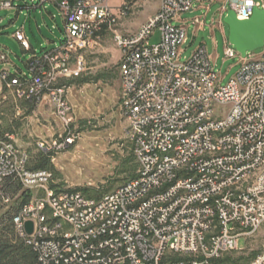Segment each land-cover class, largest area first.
I'll list each match as a JSON object with an SVG mask.
<instances>
[{
    "label": "built area",
    "instance_id": "2783aa9c",
    "mask_svg": "<svg viewBox=\"0 0 264 264\" xmlns=\"http://www.w3.org/2000/svg\"><path fill=\"white\" fill-rule=\"evenodd\" d=\"M195 1L160 0L135 32L114 36L120 107L138 165L123 185L97 200L51 188V174L29 169L0 122V183L11 178L33 194L13 224L41 264H216L241 250L239 238L264 227V53H237L240 70L223 87L204 46L181 62L177 49L186 42V29L172 23L192 12ZM107 2L36 0L26 7L54 5L64 24L62 38L41 55L32 52L27 75L1 70L0 94L6 89L27 101L48 98L67 125L65 87L55 84L70 75L73 56L92 36L115 21ZM21 8L0 1V11ZM254 9L264 10V0H226L218 24L229 11L248 20ZM156 31L159 42L150 45ZM13 38L32 51L23 28ZM228 43L225 58H235ZM0 63L7 65L4 54ZM28 221L31 235L24 228ZM250 264H264V241Z\"/></svg>",
    "mask_w": 264,
    "mask_h": 264
},
{
    "label": "rangeland",
    "instance_id": "374dc122",
    "mask_svg": "<svg viewBox=\"0 0 264 264\" xmlns=\"http://www.w3.org/2000/svg\"><path fill=\"white\" fill-rule=\"evenodd\" d=\"M0 1H13L22 7L20 13L0 11V54L7 57V65L0 63V71L7 69L11 75H27L26 64L32 52L41 55L59 43L64 30L62 17L54 5L36 11L25 9L36 0ZM225 1L196 0L192 12L180 14L179 20L172 23L186 29V42L177 49L179 60L189 59L197 48L204 46L222 87L234 78L241 66V57L229 43L236 56L226 59L224 55L229 28L223 22L225 15L222 27L218 21ZM107 5L115 14V21L103 25L92 36L91 42L75 54L76 58L73 56L68 66L70 75L55 84L65 87V100L70 108L67 125L48 98L27 101L6 89L0 94L1 128L13 135V142L27 158L28 166L32 168L45 162L46 171L52 176L51 188L76 190L93 200L128 181L130 172L125 170L134 156L120 107V51L114 36L135 32L158 10L160 0H108ZM196 18L203 21L201 26L193 24ZM21 28L31 52L24 51L13 38ZM158 42L156 31L148 43ZM250 53L261 56L264 47ZM77 58L82 63L80 69ZM23 192L19 190L18 194ZM32 196L31 193L30 200ZM16 198L4 200L0 213L13 209ZM263 241L264 227L252 236L239 238L241 250L225 254L224 264H250L260 253Z\"/></svg>",
    "mask_w": 264,
    "mask_h": 264
},
{
    "label": "trees",
    "instance_id": "16d2710c",
    "mask_svg": "<svg viewBox=\"0 0 264 264\" xmlns=\"http://www.w3.org/2000/svg\"><path fill=\"white\" fill-rule=\"evenodd\" d=\"M130 161L129 169L125 170L127 173L130 172L128 180L134 178L137 172V164H135L134 156ZM29 169L46 170L45 162H40V164L32 168L29 167ZM0 186V210L3 208L2 202L6 200V198L13 199L17 196L15 201L16 205L13 209H9L3 214L0 213V264H41L38 260L37 253L19 236L13 224L14 216L17 215L24 205L28 204L31 193L24 191L18 194L21 189L11 178L3 179ZM225 261L226 257L216 261V264H224Z\"/></svg>",
    "mask_w": 264,
    "mask_h": 264
},
{
    "label": "water",
    "instance_id": "95a60500",
    "mask_svg": "<svg viewBox=\"0 0 264 264\" xmlns=\"http://www.w3.org/2000/svg\"><path fill=\"white\" fill-rule=\"evenodd\" d=\"M228 26V42L232 45L242 58L246 53L253 52L264 47V10L254 9L248 20L240 21L234 13L229 11L223 19ZM25 232L31 235L33 223L24 224Z\"/></svg>",
    "mask_w": 264,
    "mask_h": 264
},
{
    "label": "crops",
    "instance_id": "0c3cea01",
    "mask_svg": "<svg viewBox=\"0 0 264 264\" xmlns=\"http://www.w3.org/2000/svg\"><path fill=\"white\" fill-rule=\"evenodd\" d=\"M47 7H49V5L48 6H46L44 9H46ZM27 10V9H26ZM38 10V9H37ZM32 11H36V10H32ZM20 13V12H19ZM31 47V46H30Z\"/></svg>",
    "mask_w": 264,
    "mask_h": 264
}]
</instances>
